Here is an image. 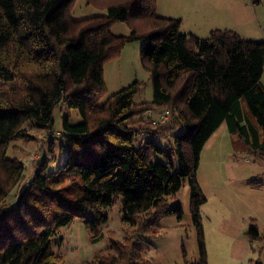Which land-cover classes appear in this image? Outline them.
<instances>
[{"label":"trees","instance_id":"trees-1","mask_svg":"<svg viewBox=\"0 0 264 264\" xmlns=\"http://www.w3.org/2000/svg\"><path fill=\"white\" fill-rule=\"evenodd\" d=\"M78 1L0 0V264H58L53 240L77 220L90 242H99L107 210L119 198L126 235L118 241L109 232V251L88 264H146L145 246L159 236L160 222L181 218L180 205L170 208L169 199L184 180L200 254L186 264H208L200 216L206 198L196 178L200 153L225 123L243 151L264 156V42L228 29L207 38L180 34L181 21L159 16L157 0H86L104 14L76 19ZM116 23L130 34L115 36ZM136 40L143 41L152 100L135 103L145 85L137 80L99 104L105 63ZM64 104L59 150L65 161L49 169L43 155L20 206L8 203L27 171L20 159L7 157L11 144L37 140L24 128L30 122L49 136L45 151L55 160L54 112ZM71 111L80 122H72ZM156 112L168 118L155 122L149 114ZM248 236L257 240L259 233L251 228Z\"/></svg>","mask_w":264,"mask_h":264},{"label":"rangeland","instance_id":"rangeland-1","mask_svg":"<svg viewBox=\"0 0 264 264\" xmlns=\"http://www.w3.org/2000/svg\"><path fill=\"white\" fill-rule=\"evenodd\" d=\"M157 4L161 17L181 21L180 34L191 33L207 38L212 30L228 29L243 39L264 42V0H158ZM99 14L104 12L89 7L86 0H79L74 9L76 19ZM111 30L115 36L130 34L125 23H116ZM142 45L141 40L130 42L123 47L119 57L105 63L106 94L99 104L137 80L145 85L134 97L135 103L152 100L153 85L140 58ZM261 84L264 87V70ZM67 109L68 105L64 104L54 112L55 160H51L52 153L45 151L49 136L30 122H26L24 128L37 140H20L11 144L7 157L18 158L27 166L23 182L30 181L34 165L43 155L48 160L49 169H56L65 161L62 149L59 150V134ZM70 113L73 123L80 122L76 111ZM161 114L163 112L149 115L158 122ZM242 145L240 140L231 137L224 123L200 153L196 178L206 198L200 207V216L208 264H254L264 260V156L245 152ZM172 164L176 172L179 168L176 155L172 157ZM254 182H259L262 188H253ZM18 189L16 187L8 197V203L15 204ZM121 200L117 199L107 210V222L101 227L104 237L97 243L90 242L82 221L77 220L60 229L52 247L61 258L58 264H88L94 255L108 252L109 232H113L116 240L122 241L129 226L121 220ZM190 201L189 183L184 180L176 197L169 199L170 208L180 205L181 218L170 215L160 222L159 236L145 246L146 264H186L199 260L198 235ZM251 228L257 229V240H250L248 231Z\"/></svg>","mask_w":264,"mask_h":264},{"label":"water","instance_id":"water-1","mask_svg":"<svg viewBox=\"0 0 264 264\" xmlns=\"http://www.w3.org/2000/svg\"><path fill=\"white\" fill-rule=\"evenodd\" d=\"M29 187H30V181H25L20 185L15 202L16 207H19L20 204L22 203L25 195L27 194Z\"/></svg>","mask_w":264,"mask_h":264},{"label":"built area","instance_id":"built-area-1","mask_svg":"<svg viewBox=\"0 0 264 264\" xmlns=\"http://www.w3.org/2000/svg\"><path fill=\"white\" fill-rule=\"evenodd\" d=\"M167 115H168V112H165V113L161 114V117H160L159 121L166 120L167 119Z\"/></svg>","mask_w":264,"mask_h":264},{"label":"crops","instance_id":"crops-1","mask_svg":"<svg viewBox=\"0 0 264 264\" xmlns=\"http://www.w3.org/2000/svg\"><path fill=\"white\" fill-rule=\"evenodd\" d=\"M158 1V0H157ZM157 13H158V15L160 16V14H159V8H158V4H157Z\"/></svg>","mask_w":264,"mask_h":264}]
</instances>
